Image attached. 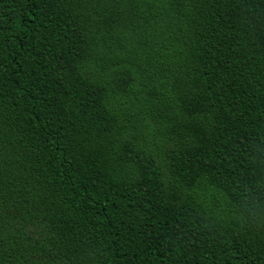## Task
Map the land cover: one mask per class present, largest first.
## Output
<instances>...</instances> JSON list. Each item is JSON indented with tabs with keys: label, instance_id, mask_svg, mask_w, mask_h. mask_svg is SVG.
<instances>
[{
	"label": "trees",
	"instance_id": "1",
	"mask_svg": "<svg viewBox=\"0 0 264 264\" xmlns=\"http://www.w3.org/2000/svg\"><path fill=\"white\" fill-rule=\"evenodd\" d=\"M0 264H264V0H0Z\"/></svg>",
	"mask_w": 264,
	"mask_h": 264
}]
</instances>
